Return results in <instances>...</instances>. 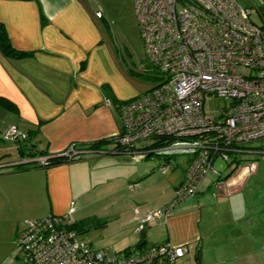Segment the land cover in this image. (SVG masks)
I'll list each match as a JSON object with an SVG mask.
<instances>
[{
  "label": "crops",
  "instance_id": "obj_1",
  "mask_svg": "<svg viewBox=\"0 0 264 264\" xmlns=\"http://www.w3.org/2000/svg\"><path fill=\"white\" fill-rule=\"evenodd\" d=\"M100 5L92 0H0V21L12 45L33 51L17 57L0 49V260L12 255L24 220L53 212L68 213L79 236L110 255L171 241L188 244L187 264H264V166L253 159L242 164L234 155L264 153V144L231 151L229 173L223 176L220 170L167 217H156L141 230L143 217L172 199L159 195L149 203L140 190L150 184L147 178L136 188L150 174L148 167L137 170L128 155L112 152L48 167L34 161L72 144L86 148L121 133L116 100H131L153 87L138 95L122 89L114 44L101 38V19H106ZM11 125L26 137L4 138L3 130ZM24 160L29 166L15 167ZM92 216L97 224L79 225ZM106 217L119 220L113 236L106 237L104 228L86 234L93 226L106 225ZM154 264L166 261L160 257Z\"/></svg>",
  "mask_w": 264,
  "mask_h": 264
},
{
  "label": "built area",
  "instance_id": "obj_2",
  "mask_svg": "<svg viewBox=\"0 0 264 264\" xmlns=\"http://www.w3.org/2000/svg\"><path fill=\"white\" fill-rule=\"evenodd\" d=\"M134 4L146 55L165 79L131 100L115 102L123 131L115 135L111 151L136 157L193 155L175 198L143 217L141 230L195 195L206 174L220 173L218 156L229 159L231 151L264 137V26L254 23L252 9L237 0ZM215 96L228 100L229 106L212 108ZM2 134L9 140L26 137L16 125ZM79 152L72 144L59 154L72 157ZM47 158L44 154L36 159L44 163ZM16 243L27 264H154L160 257L175 264L188 252L187 243L167 241L147 251L110 255L81 238L68 213L24 220Z\"/></svg>",
  "mask_w": 264,
  "mask_h": 264
},
{
  "label": "rangeland",
  "instance_id": "obj_3",
  "mask_svg": "<svg viewBox=\"0 0 264 264\" xmlns=\"http://www.w3.org/2000/svg\"><path fill=\"white\" fill-rule=\"evenodd\" d=\"M92 1H100V6L102 7V11L105 14L106 20L101 19V23L103 24L101 38H107L108 41L111 40L112 44H114L115 52L118 54L119 62L121 63L123 70V76L120 80L122 89L133 91L135 93L134 95H138L139 93H143L144 91L148 90L150 87L162 82L165 79V74L156 65H154L145 54L144 40L141 35L135 11L134 0ZM237 2L241 5L251 8V20L254 23L264 26V0H237ZM247 70L249 69H244V71ZM210 106L215 108L229 106V104L228 100H225L219 96H215L210 100ZM26 144L24 143L25 147ZM262 144H264V137H261L259 140H251L245 146L248 147L249 145L255 148L258 146L262 147ZM234 155H238L243 159L241 162L242 164H245L246 162L249 163L250 160L253 159L255 163L258 162L264 166V153L254 155L252 153L243 154L241 151H237L234 153ZM234 155L233 153H230L229 159H225L221 155L216 158L215 165L219 170H222L223 176L230 172L232 165L229 162H232ZM121 156L126 155L121 153ZM128 157L129 162L136 165L137 170L141 169L142 167H148V169H150L149 171L151 172L149 175L141 177L138 180V185L136 188H139V183L147 178L146 182L147 184H150L146 188L142 187V189H144L140 190L142 194L149 197V203H153L158 199L159 195H161L160 199H165L171 195L172 199L169 200V202L175 198L177 187L176 183L177 185L180 183L181 176L183 174V167L190 164L193 155L190 152H173L169 155L150 153L145 157H136L131 155H128ZM166 161L167 166L163 169L162 165ZM217 175L218 174L214 172H209L206 174L202 180L203 182H201V187H203L209 180H214ZM261 175L264 180V170L262 171ZM262 184H264V182ZM130 194L132 195L133 193ZM126 205H128V203ZM159 208H163V206L156 207L152 211ZM106 219V225L93 226L92 229L86 232V234L96 235L101 233L104 228L107 235L106 237L113 236L116 231L119 230V220L111 217H106ZM258 240L261 241L260 238H258ZM14 248L15 249L12 255H9L3 261L0 260V264H27L20 257L21 253H19V249L17 248L16 244ZM187 262L188 261L185 254L184 256L178 257L175 264H187Z\"/></svg>",
  "mask_w": 264,
  "mask_h": 264
},
{
  "label": "trees",
  "instance_id": "obj_4",
  "mask_svg": "<svg viewBox=\"0 0 264 264\" xmlns=\"http://www.w3.org/2000/svg\"><path fill=\"white\" fill-rule=\"evenodd\" d=\"M0 49L5 54L13 55V56H17V57H21V56L29 55V54L33 53V51H31V50H22V49H18L15 46H13L11 43V40L8 36L5 25L1 21H0ZM116 102H122V101L117 99ZM104 144L108 145L109 147L104 146ZM109 144H112V146H110ZM113 147H116V137L115 136L109 137V138H102L99 140L89 142V144L86 148H77L80 150V152L77 155H74L72 157H68L67 155L59 154V153H46L48 155L46 162L40 163V162H38L37 159H35L34 161L39 166L48 167V166L56 165V164L61 163V162L81 158V157L86 156L88 154H100V153H105V152H112L111 149ZM92 149H94L95 151H93ZM103 149H105L107 151H99V150H103ZM90 150H92V151H90ZM96 150H97V152H96ZM112 153L121 154L118 152H112ZM125 155H128V154H125ZM28 164H29V162L24 160V161H21L19 163H16L15 167L16 168H24V167L29 166ZM95 221H98V218H96V217L94 218L92 216V217H89V218H86L85 220H83V222L79 225L86 227V226H90L91 224L93 225V223ZM97 223L98 222H95V224H97Z\"/></svg>",
  "mask_w": 264,
  "mask_h": 264
},
{
  "label": "water",
  "instance_id": "obj_5",
  "mask_svg": "<svg viewBox=\"0 0 264 264\" xmlns=\"http://www.w3.org/2000/svg\"><path fill=\"white\" fill-rule=\"evenodd\" d=\"M200 252H201V250L198 251V256H200Z\"/></svg>",
  "mask_w": 264,
  "mask_h": 264
}]
</instances>
